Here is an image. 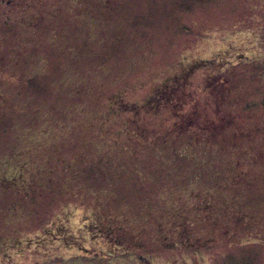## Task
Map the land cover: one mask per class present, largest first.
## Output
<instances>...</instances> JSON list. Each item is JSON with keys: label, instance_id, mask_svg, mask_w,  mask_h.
<instances>
[{"label": "rangeland", "instance_id": "374dc122", "mask_svg": "<svg viewBox=\"0 0 264 264\" xmlns=\"http://www.w3.org/2000/svg\"><path fill=\"white\" fill-rule=\"evenodd\" d=\"M140 255L264 264V0H0V264Z\"/></svg>", "mask_w": 264, "mask_h": 264}, {"label": "trees", "instance_id": "16d2710c", "mask_svg": "<svg viewBox=\"0 0 264 264\" xmlns=\"http://www.w3.org/2000/svg\"><path fill=\"white\" fill-rule=\"evenodd\" d=\"M139 257H140V260L142 261V263H144V264H151L150 261H149V259L147 258V256L144 257V256L140 255ZM128 263H130V262H128Z\"/></svg>", "mask_w": 264, "mask_h": 264}, {"label": "flooded vegetation", "instance_id": "af4514ba", "mask_svg": "<svg viewBox=\"0 0 264 264\" xmlns=\"http://www.w3.org/2000/svg\"><path fill=\"white\" fill-rule=\"evenodd\" d=\"M204 64H206V62H204ZM213 80L216 81L217 79H214V78H213ZM157 99H158L160 102H161V101H163V102H166V101H167V99H166L165 97H163V98H162L163 100H162V99L159 98V96H158ZM169 99H170V98H169Z\"/></svg>", "mask_w": 264, "mask_h": 264}]
</instances>
